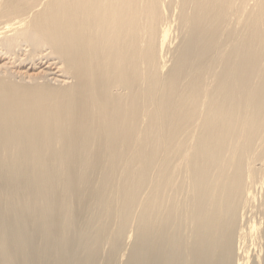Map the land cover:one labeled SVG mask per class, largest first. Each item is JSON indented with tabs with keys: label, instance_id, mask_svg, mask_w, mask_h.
I'll use <instances>...</instances> for the list:
<instances>
[{
	"label": "bare ground",
	"instance_id": "bare-ground-1",
	"mask_svg": "<svg viewBox=\"0 0 264 264\" xmlns=\"http://www.w3.org/2000/svg\"><path fill=\"white\" fill-rule=\"evenodd\" d=\"M0 264H264V0H0Z\"/></svg>",
	"mask_w": 264,
	"mask_h": 264
}]
</instances>
